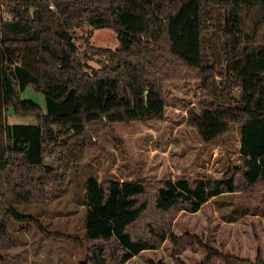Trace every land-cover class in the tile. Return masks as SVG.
<instances>
[{
    "label": "trees",
    "instance_id": "1",
    "mask_svg": "<svg viewBox=\"0 0 264 264\" xmlns=\"http://www.w3.org/2000/svg\"><path fill=\"white\" fill-rule=\"evenodd\" d=\"M85 25L112 27L119 41L112 49L86 38L89 50L106 55L91 70L73 35ZM185 78L202 81L188 122L204 141L241 124L234 174L150 182L100 180L89 172L84 239L18 211L46 203L52 188L67 189L70 171L86 162L114 123L162 119L166 82ZM27 88L45 95L46 108L23 96ZM11 109L36 122L9 123ZM237 191L249 206L264 200V0H0L1 264H9L3 252L13 244V219L49 238L86 241L83 264H124L174 238L180 211L196 212L211 198ZM225 259L264 264L261 255Z\"/></svg>",
    "mask_w": 264,
    "mask_h": 264
},
{
    "label": "rangeland",
    "instance_id": "2",
    "mask_svg": "<svg viewBox=\"0 0 264 264\" xmlns=\"http://www.w3.org/2000/svg\"><path fill=\"white\" fill-rule=\"evenodd\" d=\"M73 35L90 70L100 67L106 55L89 50L86 38L96 47L114 49L119 43L112 27H75ZM202 89V81L197 78L167 81V106L162 119L114 123L101 133L98 148L88 155L86 162L70 171L67 189L52 188L46 203L21 205L18 211L35 215L51 231L84 239L82 202L89 172H96L100 180L150 182L231 176L241 162L242 126L232 124L219 139L204 141L198 129L188 122L189 109L199 107ZM23 96L46 108L44 94L27 88ZM7 121L34 123L36 119L16 115L11 109ZM52 159L45 154L47 163ZM10 231L13 244L3 252L9 264H83L86 260V241L49 238L36 225L14 219ZM172 231L174 238H166L159 248L144 250L124 264H227V254L264 258V200L260 205L249 206L243 193H225L211 198L196 212L180 211ZM211 250L222 254L214 255Z\"/></svg>",
    "mask_w": 264,
    "mask_h": 264
},
{
    "label": "water",
    "instance_id": "3",
    "mask_svg": "<svg viewBox=\"0 0 264 264\" xmlns=\"http://www.w3.org/2000/svg\"><path fill=\"white\" fill-rule=\"evenodd\" d=\"M237 95H238V97H240V94L239 93H237Z\"/></svg>",
    "mask_w": 264,
    "mask_h": 264
}]
</instances>
